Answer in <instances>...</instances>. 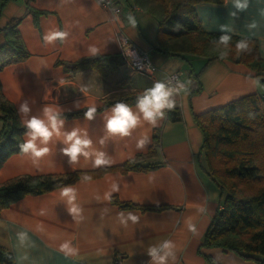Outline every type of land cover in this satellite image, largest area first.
Wrapping results in <instances>:
<instances>
[{
    "label": "crops",
    "instance_id": "0c3cea01",
    "mask_svg": "<svg viewBox=\"0 0 264 264\" xmlns=\"http://www.w3.org/2000/svg\"><path fill=\"white\" fill-rule=\"evenodd\" d=\"M111 1L118 13L98 0H0V46L4 27L19 19V41L28 53L0 70L4 97L26 127L33 117L46 121L48 106L56 107L63 120L59 134L53 131L44 143L40 137L33 141L47 152L36 156L23 149L4 160L0 184L25 175L94 173L48 192L27 194L3 208L0 246L10 251L15 264H113L117 256L123 264H264L258 257L203 243L223 197L205 169L204 137L195 120L244 95L264 94V86L243 63L217 58L203 67L204 56L164 53L157 17L133 0ZM240 2L247 6L237 8L224 0L196 4L195 11L207 32L255 39L264 60V0ZM56 32L64 35L48 39ZM122 37L148 56L156 67L152 75L131 67L122 54ZM99 56L117 61L116 69L107 75L92 68L69 70L84 58ZM177 71L179 85H168V75ZM156 83L168 90L171 107L166 104L148 119L139 102L131 104L137 123L127 134L110 132L107 122L115 105L102 108L104 102L146 93ZM92 107V119L78 114ZM173 114L178 118L173 120ZM74 130L90 143L72 161L64 149L74 142H66ZM29 132L27 128L24 144L32 140ZM97 158L107 163L97 165ZM131 160L153 166L116 168ZM66 187L73 189V199L63 195ZM113 199L133 207L122 208Z\"/></svg>",
    "mask_w": 264,
    "mask_h": 264
},
{
    "label": "trees",
    "instance_id": "16d2710c",
    "mask_svg": "<svg viewBox=\"0 0 264 264\" xmlns=\"http://www.w3.org/2000/svg\"><path fill=\"white\" fill-rule=\"evenodd\" d=\"M135 5L159 19V49L170 55L192 54L211 60L221 58L249 67L264 86V60L260 58L255 39L229 33L207 32L195 11L199 3L221 4L224 0H133ZM183 14V17L180 14ZM19 19L4 27L5 41L0 46V70L28 56L18 37ZM172 29H177L172 32ZM229 40L222 42L223 36ZM201 42V43H200ZM244 43L246 46L239 48ZM221 44V45H217ZM216 46V47H215ZM208 47L216 53L208 54ZM225 50L217 53L219 48ZM226 52V53H224ZM118 63L110 56L84 58L70 71L87 68L103 75L113 72ZM191 72V76H197ZM145 93L131 92L107 99L102 108L124 103H138ZM87 111L78 114L86 113ZM173 120L178 116L173 114ZM0 166L11 154L21 152L26 126L19 121L15 107L3 95L0 83ZM203 133L202 155L205 169L223 197L221 208L204 235L207 247L218 246L264 262V94L251 93L229 101L222 107L196 115ZM155 142L150 150H154ZM131 160L117 166L121 171L149 169ZM113 168L101 169L98 173ZM82 174L25 175L0 184V211L27 194H41L69 184ZM120 207H133L119 203ZM149 208V207H148ZM155 209V208H154ZM0 264H15L12 254L0 246ZM218 264V263H213Z\"/></svg>",
    "mask_w": 264,
    "mask_h": 264
},
{
    "label": "clouds",
    "instance_id": "9594fccd",
    "mask_svg": "<svg viewBox=\"0 0 264 264\" xmlns=\"http://www.w3.org/2000/svg\"><path fill=\"white\" fill-rule=\"evenodd\" d=\"M229 3H234L237 8H245L246 3H241L240 0H228ZM64 33L56 32L52 36H49L48 39H52L54 36H63ZM222 42L225 44L229 40L228 36H223ZM246 45L244 43H240L238 45L239 48H243ZM95 52V49H92ZM169 95L168 90L165 89L163 83H156L151 89H148L144 96L139 100L138 107L143 112L145 118L151 119L154 114L159 113V109L164 107L166 104L171 107V104L168 102L167 97ZM22 110L24 112H28L27 105L22 106ZM57 108L54 106L45 107L44 113L46 117L45 119L33 117L31 120L27 121L28 128L30 132L28 133L32 140H29L26 144L22 145L24 151L31 150L36 156H41L43 153L47 152V148H38L37 145L33 142L37 137L42 138L41 142L44 143L48 141V139L52 136L53 131L59 134V126L63 123L62 119L58 118ZM96 111L95 107L90 108L85 116L87 119H92L93 113ZM113 115L108 119L107 128L110 132L113 133H121L127 134L129 128L133 127L137 123V115L133 113L131 107L124 103H117L113 108ZM49 125L52 131L49 130ZM74 141L70 144V147L65 148L64 152L69 154L72 161L77 159V154L82 151V145L86 146L90 143L87 139H81L77 136V132L74 130L70 134L67 135L66 142ZM87 155V153H84ZM107 163V161L97 158L96 164ZM63 195L69 197V199H73V189L71 187H66L63 189ZM73 212L76 211L75 208L72 209ZM133 220L136 217H132ZM23 239V234L21 236ZM67 247V245H64ZM165 247H168L166 244ZM156 249H150L151 254L156 257ZM161 261L164 257H158Z\"/></svg>",
    "mask_w": 264,
    "mask_h": 264
},
{
    "label": "built area",
    "instance_id": "2783aa9c",
    "mask_svg": "<svg viewBox=\"0 0 264 264\" xmlns=\"http://www.w3.org/2000/svg\"><path fill=\"white\" fill-rule=\"evenodd\" d=\"M99 4L104 8H109L113 13L120 11L119 7L111 0H98ZM122 54L128 59L131 67L138 72L146 75H152L156 67L152 64L150 59L145 53L138 52L135 47L128 45L127 39L121 38ZM180 82V73L173 72L167 77V84L170 86H177ZM113 264H123V260L120 256L115 257Z\"/></svg>",
    "mask_w": 264,
    "mask_h": 264
},
{
    "label": "rangeland",
    "instance_id": "374dc122",
    "mask_svg": "<svg viewBox=\"0 0 264 264\" xmlns=\"http://www.w3.org/2000/svg\"><path fill=\"white\" fill-rule=\"evenodd\" d=\"M180 16H182L183 17V14L181 13L180 14ZM173 31L172 32H176V30L177 29H172ZM201 43V42H200ZM217 45H221V44H217ZM216 47V46H215ZM215 49L214 48H212V47H208V54H212L213 52L214 53H216V51H214ZM218 50V52L217 53H221V52H223L224 50H225V48L224 47H221V48H219V49H217ZM224 53H226V52H224Z\"/></svg>",
    "mask_w": 264,
    "mask_h": 264
}]
</instances>
